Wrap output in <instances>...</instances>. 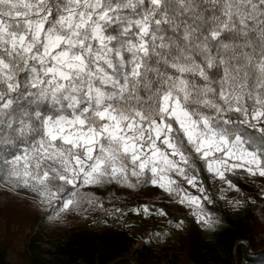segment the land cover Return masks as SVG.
<instances>
[{
    "label": "snow or ice",
    "instance_id": "snow-or-ice-1",
    "mask_svg": "<svg viewBox=\"0 0 264 264\" xmlns=\"http://www.w3.org/2000/svg\"><path fill=\"white\" fill-rule=\"evenodd\" d=\"M202 172L264 179V0H0V182L52 218L156 187L213 229Z\"/></svg>",
    "mask_w": 264,
    "mask_h": 264
},
{
    "label": "trees",
    "instance_id": "trees-1",
    "mask_svg": "<svg viewBox=\"0 0 264 264\" xmlns=\"http://www.w3.org/2000/svg\"><path fill=\"white\" fill-rule=\"evenodd\" d=\"M202 176L213 200V203L206 204V207L214 214V219L219 221L213 228L216 229L214 245L223 254L224 260L217 264H264V195L261 194L264 189V179H257L253 183L248 179L233 178V182L241 192H236L234 199L221 200L211 185V178L203 172ZM144 188L106 186L105 189L97 190V195L104 196L105 201L118 197L131 199L140 205L146 199ZM9 189L13 188L0 182V218L7 228L5 237L10 236L8 229L11 225H18L22 220V214L19 216L14 212L17 206L30 205L35 208L31 201L11 195ZM109 194L113 196L111 200L107 199ZM157 197L169 198L162 191ZM235 200L242 201L239 206L244 212L243 218H231L226 212V206L233 207ZM34 214L36 215L35 211L25 220H31ZM180 215L185 218L184 212ZM150 233L151 230L147 229L145 234L150 235ZM5 240L6 238L0 240V264H12L7 260V249L10 244ZM241 240L245 241L244 246H239L238 241ZM134 242L126 227L122 224L113 225L107 242L101 244H96L94 241L86 242L73 250L76 256L71 264H210L198 255L203 243L202 237L186 226H183L176 238L157 249L147 245L134 246ZM37 247L34 235L27 234L23 253L14 264H40L35 254Z\"/></svg>",
    "mask_w": 264,
    "mask_h": 264
},
{
    "label": "rangeland",
    "instance_id": "rangeland-1",
    "mask_svg": "<svg viewBox=\"0 0 264 264\" xmlns=\"http://www.w3.org/2000/svg\"><path fill=\"white\" fill-rule=\"evenodd\" d=\"M211 185L221 200L234 199L235 191L222 193L221 189L225 186L212 179ZM9 190L11 195L25 198L35 206V208L30 205L16 207L15 214H19V216L22 214L23 217L18 225H11L8 229L9 237H5L7 228L0 218V240L6 238L5 242L10 244L7 249V260L12 264L18 261L19 255L23 253L25 236L29 233L34 235L38 246L35 254L40 264H71L72 259L76 256L73 250L79 245L91 241L96 244L107 242L110 228L113 225L121 224L129 230L130 235L134 238V246L137 244L147 245L155 249L168 244L180 234L183 226H186L190 231L202 237L203 243L198 252L199 257L210 264H217L224 260L223 254L214 245L216 229L201 227L196 222L190 208L184 207L170 198L157 197L161 190L156 187L144 188L146 199L140 205L131 199L118 198L128 202V212L107 220L76 210L61 213L59 217L52 218L51 210L41 205L34 193L23 189L21 191ZM189 190L195 194V190L190 188ZM221 195L225 198L222 199ZM144 205L149 207L150 215L145 216L142 211L138 215L132 211L135 208L142 209ZM159 209H162L165 215H158L157 210ZM34 211L36 215L34 214L31 220H25ZM183 212L185 218L180 215ZM226 212L231 218H243L244 216L240 206H226ZM180 221H183V225L177 228L175 225ZM147 229L151 230L150 235L145 234Z\"/></svg>",
    "mask_w": 264,
    "mask_h": 264
},
{
    "label": "built area",
    "instance_id": "built-area-1",
    "mask_svg": "<svg viewBox=\"0 0 264 264\" xmlns=\"http://www.w3.org/2000/svg\"><path fill=\"white\" fill-rule=\"evenodd\" d=\"M113 206L118 207L122 210V214H114V215H105L102 211L94 213V215H97L99 219L107 220L112 217L120 216L128 212L129 205L126 200L123 199H114L111 201H105V207L111 209Z\"/></svg>",
    "mask_w": 264,
    "mask_h": 264
}]
</instances>
